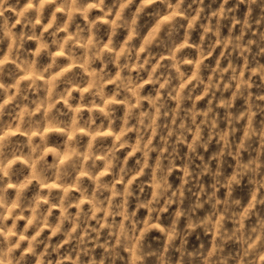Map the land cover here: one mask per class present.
<instances>
[{
    "label": "clouds",
    "instance_id": "1",
    "mask_svg": "<svg viewBox=\"0 0 264 264\" xmlns=\"http://www.w3.org/2000/svg\"><path fill=\"white\" fill-rule=\"evenodd\" d=\"M0 264H264V0H0Z\"/></svg>",
    "mask_w": 264,
    "mask_h": 264
}]
</instances>
